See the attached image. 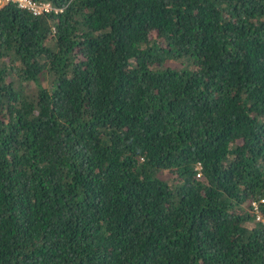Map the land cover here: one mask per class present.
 <instances>
[{
	"label": "trees",
	"instance_id": "trees-1",
	"mask_svg": "<svg viewBox=\"0 0 264 264\" xmlns=\"http://www.w3.org/2000/svg\"><path fill=\"white\" fill-rule=\"evenodd\" d=\"M35 1L0 5V264H264V0Z\"/></svg>",
	"mask_w": 264,
	"mask_h": 264
},
{
	"label": "built area",
	"instance_id": "built-area-1",
	"mask_svg": "<svg viewBox=\"0 0 264 264\" xmlns=\"http://www.w3.org/2000/svg\"><path fill=\"white\" fill-rule=\"evenodd\" d=\"M4 2H12L14 3L18 8L25 9L29 12H31L33 15H40L42 13L49 12L52 10L51 4L47 2H36L35 0H0V5ZM54 12L59 11V9L55 8L53 9ZM199 174H197L198 176ZM263 202V199L260 200ZM253 211L255 213V220L260 221L261 215L260 210L258 207V203L253 201L252 202Z\"/></svg>",
	"mask_w": 264,
	"mask_h": 264
}]
</instances>
